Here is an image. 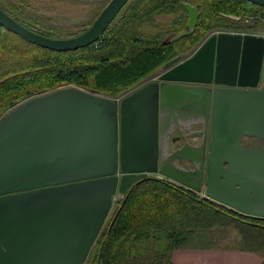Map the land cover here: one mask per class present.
<instances>
[{
    "label": "water",
    "instance_id": "water-1",
    "mask_svg": "<svg viewBox=\"0 0 264 264\" xmlns=\"http://www.w3.org/2000/svg\"><path fill=\"white\" fill-rule=\"evenodd\" d=\"M127 2L110 0L76 36L39 34L2 7L0 25L71 51L97 42ZM184 6L187 30L168 43L196 29L198 5ZM233 39L242 54L221 42L205 52L209 40L117 97L67 87L7 112L0 120V264H85L116 193L147 173L264 218V35Z\"/></svg>",
    "mask_w": 264,
    "mask_h": 264
},
{
    "label": "trees",
    "instance_id": "trees-1",
    "mask_svg": "<svg viewBox=\"0 0 264 264\" xmlns=\"http://www.w3.org/2000/svg\"><path fill=\"white\" fill-rule=\"evenodd\" d=\"M109 1L89 2L88 24ZM185 2L198 5L196 29L168 43L172 35L187 30ZM47 6L42 0H0V7L39 34L77 35L83 25L58 24ZM221 13L261 23L264 6L249 0H128L97 42L71 51L41 47L0 25V120L29 98L67 84L119 96L171 59L188 56L214 28H258ZM231 225L238 230L234 248L264 254V218L239 213L156 177H144L118 203L85 264H172L175 250L213 247L222 240L218 228Z\"/></svg>",
    "mask_w": 264,
    "mask_h": 264
},
{
    "label": "rangeland",
    "instance_id": "rangeland-1",
    "mask_svg": "<svg viewBox=\"0 0 264 264\" xmlns=\"http://www.w3.org/2000/svg\"><path fill=\"white\" fill-rule=\"evenodd\" d=\"M90 1L91 2L92 1H105L106 2L107 0H42V2H48L49 3V6H47V7L50 9V11H48L47 13L49 15H52L58 24L67 25V26H72L75 24L81 25V26L83 25L82 27H80L78 30L75 31L74 35L80 34L81 32H83L84 30H86L87 28H89L91 26V24L87 23V14H88V11L90 9V5H89ZM221 15L227 16L235 22H244V23L251 24V25L255 23L258 25L257 26L258 28L255 30L248 29V30H242V31H239V30L234 31L236 29L222 28L224 30H230L231 32L233 31L234 33H241V34H245V33L259 34L260 31L261 32L263 31V28H261V23H259V21L256 22L252 18H249V21L247 22V19L245 17L242 18L239 15H232V14L228 15L225 13H221ZM215 29H221V28L212 29L206 35V37H208V35H210V34L211 35L215 34ZM220 32H222V31H220ZM160 72H161V70H160ZM148 77H147V79L145 78V79L141 80L137 84L147 81ZM156 78H157V76H156ZM67 87H79V86L74 85V84H67V85L61 86L60 88H57L55 90H50L47 92H52V91H56V90L67 88ZM47 92H45V93H47ZM41 94H44V93H41ZM39 95L40 94H38L36 96H39ZM36 96H34V97H36ZM115 97H117V96H115ZM156 174H159V173H156ZM144 177H156V176H155V174L147 173ZM144 177H142V178H144ZM142 178H140V179H142ZM140 179H138V180H140ZM138 180H136V181H138ZM130 187H129V189H130ZM129 189L127 188V190L125 192H122L119 190L116 193V195L114 196L112 209H111V211H110V213L106 219V222L104 224L103 229L105 228V226L107 225V223L111 219L112 215L116 211L118 203L124 198V196L127 194ZM196 195L198 197L203 196L200 193H198ZM103 229H102V231H103ZM102 231H101V233H102ZM237 231L238 230L236 228H234L233 225L220 227V228H218L217 233H219L218 236L222 240L218 241V243L214 244L213 247L212 246L211 247H205V248L187 247V248H182L179 250L177 249L178 251H176V252L174 251V253H175L174 264H230L229 263L230 256L228 254V251L235 249L233 247V245L236 244V238L235 237L237 236ZM215 242L216 241L214 240L212 243H215ZM235 250H237L239 252L242 251L239 249H235ZM244 251H246V250H244ZM246 252L256 254L257 257H260L257 264H261L264 261V254H262L260 252H254V251H246ZM172 260H173V258H172ZM172 264H173V262H172Z\"/></svg>",
    "mask_w": 264,
    "mask_h": 264
},
{
    "label": "crops",
    "instance_id": "crops-1",
    "mask_svg": "<svg viewBox=\"0 0 264 264\" xmlns=\"http://www.w3.org/2000/svg\"><path fill=\"white\" fill-rule=\"evenodd\" d=\"M222 31V32H220ZM227 31V32H226ZM234 31H238V30H234ZM220 34H223L225 36L223 37H219ZM241 33H234L233 31L231 32L230 30H224V29H215V34L213 35H208V37H205L197 46V49H195L190 55L189 57L192 56V54L194 55L195 53H197V51H199L209 40H212V38L214 36H216V39L212 40L209 44H208V48L206 49L205 52H212V50H218V45L219 42H221V49L226 50L227 48H229L231 51L233 50V52L236 54L237 51H239L241 54L243 53V47L239 48L238 43L235 42V40L233 39L234 35H239ZM243 36L245 35H259V34H254V33H245L242 34ZM261 36V35H259ZM263 36V35H262ZM219 38L220 41H219ZM240 54V60L242 58V55ZM188 57V58H189ZM224 63L227 66L228 69L233 70L234 65L233 64H229V62H227L224 59ZM236 80H238V77L236 78ZM261 85V83H260ZM237 249V248H235ZM229 250L228 254L230 256L229 259V263L230 264H257L259 261L260 257H257L256 254H252L250 252H246V251H237V250ZM179 250V249H178ZM178 250H175L178 251ZM240 254V255H239ZM174 255L175 253L173 252V264H174Z\"/></svg>",
    "mask_w": 264,
    "mask_h": 264
},
{
    "label": "built area",
    "instance_id": "built-area-1",
    "mask_svg": "<svg viewBox=\"0 0 264 264\" xmlns=\"http://www.w3.org/2000/svg\"><path fill=\"white\" fill-rule=\"evenodd\" d=\"M261 28H263V31H262V32L260 31V32H259V35H264V17L261 18ZM155 176H156V178L161 179V180L166 181V182H169V183H171V184H173V185H175V186H178V187H181V188H184V189L191 190V189L186 188V187L182 186L181 184L175 182L174 180H172V179H170V178H167V177L164 176V175H161V174H155ZM202 195H203V194H202ZM202 197H204V196H202Z\"/></svg>",
    "mask_w": 264,
    "mask_h": 264
},
{
    "label": "flooded vegetation",
    "instance_id": "flooded-vegetation-1",
    "mask_svg": "<svg viewBox=\"0 0 264 264\" xmlns=\"http://www.w3.org/2000/svg\"><path fill=\"white\" fill-rule=\"evenodd\" d=\"M244 142H253V143H255L256 142V139L255 138H249V137H247V138H245L244 140H243ZM193 193H195V194H198V193H200V194H203V196H204V198H206V195H205V193H203V192H196V191H193V190H191ZM202 198V197H201Z\"/></svg>",
    "mask_w": 264,
    "mask_h": 264
}]
</instances>
